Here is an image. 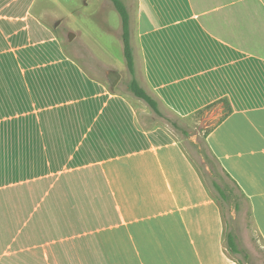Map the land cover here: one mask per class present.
Wrapping results in <instances>:
<instances>
[{
	"label": "crops",
	"instance_id": "1",
	"mask_svg": "<svg viewBox=\"0 0 264 264\" xmlns=\"http://www.w3.org/2000/svg\"><path fill=\"white\" fill-rule=\"evenodd\" d=\"M96 2L111 15L107 0L84 10ZM123 2L125 71L159 109L185 118L228 100L206 141L264 241V0ZM47 16V0H0V264H241L176 135L143 121L144 100L89 75ZM116 17L107 29L122 45Z\"/></svg>",
	"mask_w": 264,
	"mask_h": 264
},
{
	"label": "rangeland",
	"instance_id": "2",
	"mask_svg": "<svg viewBox=\"0 0 264 264\" xmlns=\"http://www.w3.org/2000/svg\"><path fill=\"white\" fill-rule=\"evenodd\" d=\"M41 1L43 0H38V3ZM107 2L109 6H113L110 0H107ZM47 5L51 11V16H47V19L73 59L78 61V64L84 67L89 75L99 77L106 82L104 73L109 69V66L117 70L120 69L123 71L122 76L115 88L123 93L131 94L127 89L130 75L125 71L126 62L121 42L117 40V36L112 30L108 31L109 29H107L108 26H114L113 23H115L116 28V22L118 21L116 16L119 15L115 9L111 11V15L104 14L100 10L99 3L96 2L90 10L85 11L87 6L82 4V0H47ZM114 13L116 14L115 17ZM97 19L104 24L101 26ZM83 24L88 25L94 33H103L102 36L106 39V42L100 45L93 43L86 36L84 37L81 31L78 30L79 25ZM68 32L74 34L70 40L67 36ZM160 109L162 115L158 116L146 104L144 108H141L140 115L143 121L147 122V125L152 126L158 121L176 135V138L203 177L210 192L215 194L209 180L210 168L207 165L209 160H206L203 156L206 148L204 136L206 129L212 127L221 117L222 107L219 105L205 107L185 118L175 116L166 108L161 107ZM169 120L175 121L184 131L174 128ZM217 180L220 181V178ZM220 204L225 221V230L233 232L238 247L247 254V257L244 256L243 252L234 253L233 255L241 264H264V241L248 215L247 204L243 202L237 211L226 203Z\"/></svg>",
	"mask_w": 264,
	"mask_h": 264
},
{
	"label": "trees",
	"instance_id": "3",
	"mask_svg": "<svg viewBox=\"0 0 264 264\" xmlns=\"http://www.w3.org/2000/svg\"><path fill=\"white\" fill-rule=\"evenodd\" d=\"M110 1L114 9L118 12L120 19H121V29H122L121 38H122V45H123V55L125 58L128 71L132 74L133 68H134V59H133L132 47H131L130 36H129L128 11H127L125 4L122 2V0H110ZM127 89L134 96L144 100L147 103V105L157 115H160V116L162 115V112L160 111L158 107L157 100L153 98L150 94H148L146 90L140 86V84L135 78H131L129 80L127 84ZM214 105L215 106L221 105L223 109V113L216 123L220 122L232 110L228 100L226 99H221L206 107H211ZM169 121L171 122L174 128L183 130L181 126H179V124H177L175 121H171V120ZM212 127L206 129V134L204 136V145L206 148L204 149L205 152L203 154L206 160H209V163L207 164L208 167L210 168L209 180L215 192V194H212V195L219 202L220 207H221L220 203H226L229 206H232V208L235 209L236 211L239 210L241 207V204L245 202L249 210L248 215L251 217V206L248 202L247 196L240 189L237 182L223 168V166L221 165L217 157L212 153L206 141L207 133L212 129ZM218 178H220V181L217 180ZM225 246H226L227 251L230 254L243 252L244 256L247 257V254L238 247L237 242L235 240V236L232 231L225 230Z\"/></svg>",
	"mask_w": 264,
	"mask_h": 264
},
{
	"label": "water",
	"instance_id": "4",
	"mask_svg": "<svg viewBox=\"0 0 264 264\" xmlns=\"http://www.w3.org/2000/svg\"><path fill=\"white\" fill-rule=\"evenodd\" d=\"M67 36H68V39L70 40L74 36V34L72 32H68ZM106 79L109 82L111 87H115L120 79V74L116 70H110L106 74Z\"/></svg>",
	"mask_w": 264,
	"mask_h": 264
}]
</instances>
